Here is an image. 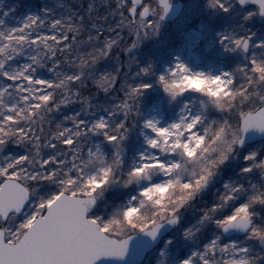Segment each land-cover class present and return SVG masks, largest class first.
<instances>
[{"label":"snow or ice","instance_id":"snow-or-ice-1","mask_svg":"<svg viewBox=\"0 0 264 264\" xmlns=\"http://www.w3.org/2000/svg\"><path fill=\"white\" fill-rule=\"evenodd\" d=\"M17 7L0 264H264V0H206L198 23L176 0Z\"/></svg>","mask_w":264,"mask_h":264},{"label":"rangeland","instance_id":"rangeland-1","mask_svg":"<svg viewBox=\"0 0 264 264\" xmlns=\"http://www.w3.org/2000/svg\"><path fill=\"white\" fill-rule=\"evenodd\" d=\"M180 1L182 5L185 6V8L189 11H192L196 13V15L193 16V19H197V16L199 18H203L199 14V9L205 5L206 0H176V2ZM68 3H74L75 0H66ZM55 3V0H0V4H2L5 8L15 4L18 5L16 12L13 15H16L17 17L21 16L22 14H26V11L30 8L35 9L37 6L43 7L45 4H53ZM205 11H208L205 9ZM199 22V19H197V23ZM178 22L176 20H172L169 23V31L175 32L177 28ZM180 41L179 37H177L176 46L180 47ZM199 52V50H197ZM186 60H188L193 67L200 69V70H219L223 66V59L215 55L214 53L209 52H199V54L202 56L201 61L197 62L194 59H192V54L188 50H184L181 53ZM133 71H135V68H133ZM100 99L103 100L105 97L103 94H101ZM77 107V106H74ZM78 110V107H77Z\"/></svg>","mask_w":264,"mask_h":264},{"label":"water","instance_id":"water-1","mask_svg":"<svg viewBox=\"0 0 264 264\" xmlns=\"http://www.w3.org/2000/svg\"><path fill=\"white\" fill-rule=\"evenodd\" d=\"M177 3H180V4H181V2H180V1H178Z\"/></svg>","mask_w":264,"mask_h":264},{"label":"bare ground","instance_id":"bare-ground-1","mask_svg":"<svg viewBox=\"0 0 264 264\" xmlns=\"http://www.w3.org/2000/svg\"><path fill=\"white\" fill-rule=\"evenodd\" d=\"M180 44V43H179Z\"/></svg>","mask_w":264,"mask_h":264}]
</instances>
